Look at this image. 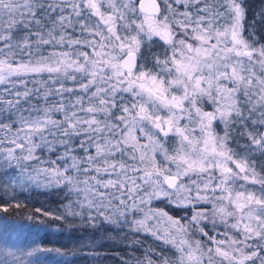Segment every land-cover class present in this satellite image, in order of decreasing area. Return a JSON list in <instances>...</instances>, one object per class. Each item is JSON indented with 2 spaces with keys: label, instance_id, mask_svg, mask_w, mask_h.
Returning a JSON list of instances; mask_svg holds the SVG:
<instances>
[{
  "label": "snow or ice",
  "instance_id": "1",
  "mask_svg": "<svg viewBox=\"0 0 264 264\" xmlns=\"http://www.w3.org/2000/svg\"><path fill=\"white\" fill-rule=\"evenodd\" d=\"M0 173L175 248L136 264H264V3L0 0Z\"/></svg>",
  "mask_w": 264,
  "mask_h": 264
},
{
  "label": "trees",
  "instance_id": "2",
  "mask_svg": "<svg viewBox=\"0 0 264 264\" xmlns=\"http://www.w3.org/2000/svg\"><path fill=\"white\" fill-rule=\"evenodd\" d=\"M247 3L255 12L264 0H247ZM7 179L0 173V264H125V261L136 264V260L149 255L154 260H159L161 255L175 259V248L150 234L132 233L127 228L97 231L79 217L53 220L40 216L34 213L35 207L63 213L70 202L66 191L32 188L21 194L9 189L6 194L2 186ZM17 203L21 207H15ZM4 205H8L7 212L3 211ZM165 210H170V214L176 211L171 206ZM30 216L35 218L29 219ZM183 216L186 221L188 213L184 212ZM208 230L212 232L211 226ZM200 238L207 243L206 237Z\"/></svg>",
  "mask_w": 264,
  "mask_h": 264
},
{
  "label": "rangeland",
  "instance_id": "3",
  "mask_svg": "<svg viewBox=\"0 0 264 264\" xmlns=\"http://www.w3.org/2000/svg\"><path fill=\"white\" fill-rule=\"evenodd\" d=\"M217 124H219V122H217ZM214 127H216L217 132H221V134H222V126L217 127L216 125H214ZM233 135H235V132H233ZM241 143H242V141H241ZM222 230H223V229L220 228L219 231H222Z\"/></svg>",
  "mask_w": 264,
  "mask_h": 264
}]
</instances>
